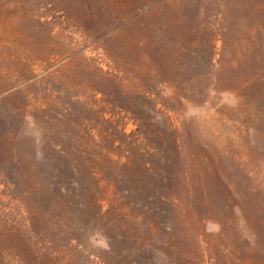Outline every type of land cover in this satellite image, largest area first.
I'll return each mask as SVG.
<instances>
[{"label": "rangeland", "instance_id": "374dc122", "mask_svg": "<svg viewBox=\"0 0 264 264\" xmlns=\"http://www.w3.org/2000/svg\"><path fill=\"white\" fill-rule=\"evenodd\" d=\"M0 264H264V0H0Z\"/></svg>", "mask_w": 264, "mask_h": 264}]
</instances>
